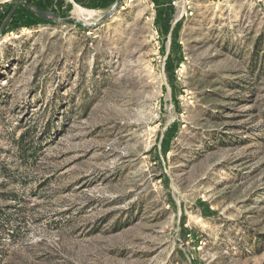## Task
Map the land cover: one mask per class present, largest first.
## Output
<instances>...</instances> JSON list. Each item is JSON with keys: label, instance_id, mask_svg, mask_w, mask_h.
<instances>
[{"label": "rangeland", "instance_id": "rangeland-1", "mask_svg": "<svg viewBox=\"0 0 264 264\" xmlns=\"http://www.w3.org/2000/svg\"><path fill=\"white\" fill-rule=\"evenodd\" d=\"M26 1L0 38V264H264V0L97 24L115 0Z\"/></svg>", "mask_w": 264, "mask_h": 264}, {"label": "water", "instance_id": "water-1", "mask_svg": "<svg viewBox=\"0 0 264 264\" xmlns=\"http://www.w3.org/2000/svg\"><path fill=\"white\" fill-rule=\"evenodd\" d=\"M123 0H115L114 4L94 23V24H97L99 22H102L106 19H108L110 16L113 15V13L120 7L121 3H122ZM19 6H24L26 8H29V9H33V4L29 1H26V0H21V1H18L16 3H14L5 19L3 20V22L1 23L0 25V38L3 36V33H4V29L8 23V21L12 18V15L14 14L15 10L19 7ZM35 12L41 16V17H48V18H51L53 17L56 21L58 22H66V21H71V20H74V21H78L80 22L81 24H83L84 26H89V25H92V24H86L84 22H82L81 20L79 19H74V18H59L56 14L52 13V12H42V11H36Z\"/></svg>", "mask_w": 264, "mask_h": 264}, {"label": "trees", "instance_id": "trees-1", "mask_svg": "<svg viewBox=\"0 0 264 264\" xmlns=\"http://www.w3.org/2000/svg\"><path fill=\"white\" fill-rule=\"evenodd\" d=\"M28 133V131H25L20 134L19 139L17 141L18 147L21 146V143L25 140L26 136H28ZM29 143H31V141H29Z\"/></svg>", "mask_w": 264, "mask_h": 264}]
</instances>
